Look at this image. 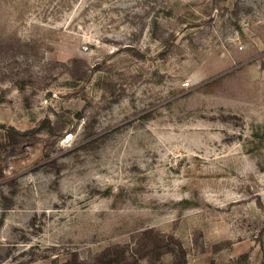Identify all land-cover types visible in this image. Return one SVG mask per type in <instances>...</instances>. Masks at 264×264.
Listing matches in <instances>:
<instances>
[{"label": "rangeland", "instance_id": "rangeland-1", "mask_svg": "<svg viewBox=\"0 0 264 264\" xmlns=\"http://www.w3.org/2000/svg\"><path fill=\"white\" fill-rule=\"evenodd\" d=\"M107 249L264 264V0H0V264Z\"/></svg>", "mask_w": 264, "mask_h": 264}, {"label": "trees", "instance_id": "trees-1", "mask_svg": "<svg viewBox=\"0 0 264 264\" xmlns=\"http://www.w3.org/2000/svg\"><path fill=\"white\" fill-rule=\"evenodd\" d=\"M111 249H107L105 252H103L102 254L98 255L97 258L94 260V263L92 264H130V261L128 262L127 261V258H126V253L123 251L121 256L122 258L119 259V262L118 260H114L112 256H110V253L111 251H109ZM174 252L173 249H169L168 252ZM133 261H135V258H133ZM68 264H91V263H85V262H82V261H79L78 258L74 259V262L72 263H68ZM133 264H135L133 262Z\"/></svg>", "mask_w": 264, "mask_h": 264}]
</instances>
